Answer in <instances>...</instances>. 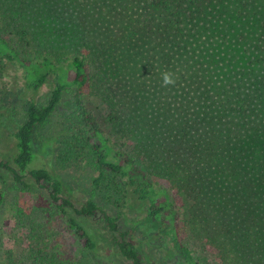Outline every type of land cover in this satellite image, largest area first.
Returning a JSON list of instances; mask_svg holds the SVG:
<instances>
[{"label": "trees", "instance_id": "obj_1", "mask_svg": "<svg viewBox=\"0 0 264 264\" xmlns=\"http://www.w3.org/2000/svg\"><path fill=\"white\" fill-rule=\"evenodd\" d=\"M231 1L237 0H0L1 101L19 96L24 115L10 135L9 155L0 158V206L9 182L20 198L38 199L36 206L11 204L15 224L3 235L0 229L6 264H78L79 247L143 264L135 232L144 220L155 224L151 238L165 258L264 264V30L241 56L215 57V32L244 24L219 22ZM262 2L242 5L251 29ZM98 7L116 22L87 28L83 17ZM85 29L108 37L105 47L87 39ZM138 45L145 54L138 56ZM144 55L149 58H139ZM135 60L142 71L134 76ZM116 71L139 83L148 73L144 105L129 95L130 85H108ZM165 72L174 84L162 86ZM46 85L50 96L39 105ZM67 90L56 151L42 162L33 136ZM85 162L98 174L92 197L75 207L55 170ZM97 193L110 209L95 200ZM30 210L45 215V223L61 218L80 246L65 248L54 228L25 213ZM129 215L135 216L130 229H120ZM86 218H100L109 244L87 231L79 221ZM191 240L201 244L200 253L190 249Z\"/></svg>", "mask_w": 264, "mask_h": 264}, {"label": "rangeland", "instance_id": "obj_2", "mask_svg": "<svg viewBox=\"0 0 264 264\" xmlns=\"http://www.w3.org/2000/svg\"><path fill=\"white\" fill-rule=\"evenodd\" d=\"M68 1V0H66ZM247 0H237L229 5L226 10L223 11L224 17L221 18L219 22H244V24L234 25L231 28L226 26L221 31L217 30L215 34L211 37L212 44L210 45L215 57H239L243 53V50L249 46V44L256 43L258 39V32L263 31L261 25L264 24V10H261V13L257 15L256 18L259 17V22L256 25L255 29H251L252 19L248 16V11L244 10L243 3ZM264 6V2H262ZM220 5H215V10H218ZM213 8V7H212ZM212 11V9H211ZM210 11V12H211ZM245 13V15H244ZM251 16V15H250ZM84 23L86 27L90 26V24H94L93 22H116L110 19L105 10L102 8H97L91 11L88 15L83 17ZM96 19V20H95ZM216 20V18L214 19ZM86 38L90 39L96 46L103 48L107 44L108 37L95 35L94 30L88 32L86 29ZM142 46L138 45L135 47V51L137 52ZM144 50L138 51V56L145 54ZM73 53L71 54V56ZM140 59H148L145 57H139ZM142 71L141 63L138 60H135L133 64L130 65V72L134 73V76ZM116 75L112 77L109 81L108 85H116L118 83H124L127 86H131L133 92H130L129 95H135L137 100V104L144 105V98L146 97L145 87L149 81V75L145 72V77L140 78L141 83L137 82L134 78L131 79L129 76H124L123 78L119 76L116 71ZM5 84L11 82L10 79H6ZM88 90H86L87 92ZM51 92V87L49 85L43 86L40 89L37 101L39 105H44ZM71 90H67V93L64 95L63 102L58 110L53 113L52 116L43 124L37 127L35 134L33 136V146L34 151L37 152L40 156V160L45 162L52 158V155L55 153V144L57 139L55 135L59 132L61 128V123L63 121L64 114L67 113L66 102L70 97ZM2 95H0V109L3 115L0 118V158L7 157L11 150L10 143V135L14 131V129L23 122V111L22 104L23 99L20 97L12 98L11 103L4 104L1 101ZM123 101L128 103V107L124 109V117L128 119V111H130L131 106L129 101L126 100V96L122 98ZM92 104L97 107L100 105L99 99L92 98ZM121 104H125L121 101ZM130 119V118H129ZM42 162H36L35 167L40 165ZM56 175L61 179L65 195L69 197L77 207L78 202H82L92 197V179L97 176L98 171L96 170L94 164L92 162H85L77 167H71L67 169H56ZM5 192H7V200L6 203L0 206V229L1 234H5V230H8L15 224V219L13 218V213L11 212V204L16 200L19 203H29V205L36 206L35 203L38 199L34 198L31 194L26 195L20 198V193L17 192L15 186L9 182L7 186L4 188ZM102 195L98 194L95 196V200L99 202L100 205H103L105 208H109L104 204V201L101 197ZM110 209V208H109ZM29 217L33 218L34 221L43 223L48 225L50 228L55 229V234L58 236L59 241L67 248L69 245L80 246L74 242L73 237L68 234L66 231L62 219L55 217H50V223H45L44 220L45 215L34 213L33 210L25 212ZM135 216L129 215L126 220L119 222V228L123 230H129L130 225L128 224L129 220H133ZM130 218V219H129ZM100 218H92V219H80L79 221L85 226L87 231L93 235L100 242H106L109 244L110 237L106 235V232L103 229L102 223L99 221ZM148 221H143L139 226H137V230L135 232V236L139 239L141 243V250L143 253V264H182L180 258L175 256L174 258H165L162 255L161 251V243L152 240L151 236L155 232V224L153 222L147 224ZM152 224V225H151ZM180 226H183V223H180ZM183 233L182 229L180 228ZM185 232V231H184ZM108 241V242H107ZM189 242L190 249L197 253H200L202 250V246L198 242ZM79 247L76 255H80L78 258V264H125L124 261L119 260L117 256L109 255L110 253L106 250L105 255L103 253L94 254L91 251L82 250ZM108 252V253H107ZM0 264H6L5 257L2 254V248L0 247Z\"/></svg>", "mask_w": 264, "mask_h": 264}, {"label": "clouds", "instance_id": "obj_3", "mask_svg": "<svg viewBox=\"0 0 264 264\" xmlns=\"http://www.w3.org/2000/svg\"><path fill=\"white\" fill-rule=\"evenodd\" d=\"M170 84H174V80L171 78V74L170 73H163L162 74V86H167Z\"/></svg>", "mask_w": 264, "mask_h": 264}]
</instances>
